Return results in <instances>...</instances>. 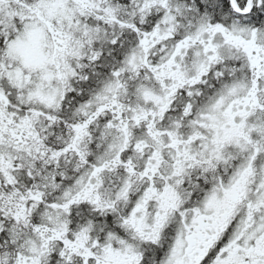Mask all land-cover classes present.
<instances>
[{
	"label": "snow or ice",
	"instance_id": "snow-or-ice-1",
	"mask_svg": "<svg viewBox=\"0 0 264 264\" xmlns=\"http://www.w3.org/2000/svg\"><path fill=\"white\" fill-rule=\"evenodd\" d=\"M0 264H264V0H0Z\"/></svg>",
	"mask_w": 264,
	"mask_h": 264
}]
</instances>
